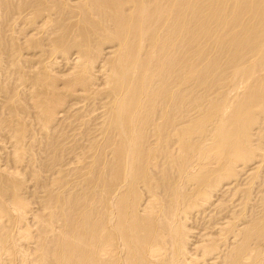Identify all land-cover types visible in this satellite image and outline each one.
<instances>
[{
  "label": "bare ground",
  "instance_id": "bare-ground-1",
  "mask_svg": "<svg viewBox=\"0 0 264 264\" xmlns=\"http://www.w3.org/2000/svg\"><path fill=\"white\" fill-rule=\"evenodd\" d=\"M70 105L79 110L68 116ZM263 121L264 0H0V153L10 157L0 163V264H264V215L252 218L264 207L244 217L257 204L259 166L233 190L244 203L215 235L203 229L190 248L197 233L187 225L211 205L226 212L229 191L227 203L214 198L262 161L253 145ZM64 122L79 131L67 136ZM70 136L84 142L68 146ZM99 144L116 159L103 160L101 190L61 201L63 154ZM44 146L57 172L36 214L23 176L53 170L39 162ZM81 152L65 163L77 166Z\"/></svg>",
  "mask_w": 264,
  "mask_h": 264
},
{
  "label": "rangeland",
  "instance_id": "rangeland-1",
  "mask_svg": "<svg viewBox=\"0 0 264 264\" xmlns=\"http://www.w3.org/2000/svg\"><path fill=\"white\" fill-rule=\"evenodd\" d=\"M9 22H10V21H9ZM63 67L65 68V70H64ZM67 70H68V67H67V69H66V66H63V65H62V66L60 67V69H59V72H62V73H63V72H66ZM72 105H73V104H72ZM72 105L69 106L70 108H69V107H67V108H68V110H72V109H73L74 111H67V110H66L67 108H66V109H65V110H66L65 112H66L67 114H66L65 112H64V114H66V115L69 116V113H70V112L73 114V113L75 112V110H76V111L79 110L78 107H76V106H73V107H72ZM74 108H75V109H74ZM76 108H77V109H76ZM68 112H69V113H68ZM96 112H97V111H96ZM96 112H95V114H97V116L95 115V121H96L95 123H97V126H98V125L100 124V121H99L100 119H99V116H98V115H100V112H99V111H98L99 113H98V112L96 113ZM72 114H70V115H72ZM63 116H64V115H63ZM64 117H65V116H64ZM96 118H98L99 120L96 119ZM98 122H99V123H98ZM263 122H264V121H263ZM79 123H80V122H78V124H79ZM261 125H262V124H261ZM60 126H61V127H59L58 130L61 129V130L64 131V130L67 129V131H68V132H67V136H68L69 134H71V133H72V134H71V136H72L73 133L79 131L77 127H74V125H73L72 127H67V126H65V122H64V124L61 123ZM62 126H63V128H64V126H65V128L63 129ZM97 126H96V127H97ZM96 127H95V128H96ZM68 128H70V129H68ZM74 128H77V129H74ZM93 128H94V126H93ZM95 128H94V129H95ZM71 130H72V131H75V132H72ZM87 130H88V128H87ZM59 131H60V130H59ZM63 131H61V132H63ZM255 131H257V132L259 133L258 128H257V130H255ZM58 133H59V132H58ZM258 133H257V136L260 135V133H259V134H258ZM55 134H57V132H56ZM52 136H54V137L56 138V136H55L54 134H53ZM52 136H50V138H51ZM71 136H70L71 139H70L69 137H67V141H65V142H67V145H68V146H71L70 143L74 142V140H75V141L77 140L78 142H84V140H83V141H79V140H81V138H80V139H74V138H76V137H74V136L71 137ZM85 136H86V135H84V139L88 138L87 136H86V137H85ZM259 137H260V136H258V138H259ZM256 138H257V137H256ZM44 140H45V139H44ZM48 140H50V139H48ZM71 140H73V141H71ZM86 140H87V139H86ZM255 140H256V139H255ZM258 140H260V142H259ZM46 141H47V140H46ZM51 141H52V140H51ZM55 141H56V144H57V139H56ZM55 141H54V142H55ZM70 141H71V142H70ZM257 141H258L259 144H256V145H255L254 142L257 143ZM257 141H254V142H253V144H254L253 147H255V149H256L257 151H258L259 149L261 150V149H262L261 147H263V149H264V145H263V144H264V142H263L264 139H263V141H262V139L259 138V139H257ZM49 142H50V141H49ZM65 142H64V143H65ZM69 142H70V143H69ZM100 142H101V141H99V143H100ZM261 143H263V144L260 145ZM5 144H6V143H5ZM56 144H55V145H56ZM87 144H88V143H87ZM257 145H259V148H257ZM7 146H8V145H7ZM100 146L102 147V145H100V144L96 147V148L99 147L98 151H97V150H92V151H90V152H89L88 149L84 148L85 145H84V147H83V145L81 146L80 149H81V150L83 149L82 151H84V150L86 149V150H85L86 153H85V151H84V153H85V154H88V157L92 154L91 152H93V151L95 152V153L93 152V154L90 156V160H91V162L88 161L89 159H87V158H88L87 155H84V153L82 154L81 151H78V150L74 151L75 154H78L79 152H81V154L83 155V156H82L83 160L81 159V162H80V163H82V164H80V163L78 164V163H77V166H74V168H73L72 165L69 164V163H71L72 161H74V157H73V156H74V155H73L74 153H73V152H72V153H71V152H70V153L65 152L66 155H65V153L63 154V160H64V159H65V160L68 159V160H67V161H65V160L63 161V160H62V162H61V164H60L62 167H61V166H60V167L63 169V168H65L64 166L68 165V166L66 167L67 170H66V168L63 169V170L66 171V172H69V173H66V172H65L66 179L64 180L63 183L65 184V183L67 182L68 185L71 183V184H73V185H72L73 187H72V188H69V187H71V184H70L69 186L65 184V185L68 187V188L66 189L65 185H63V186L65 187V188H63V190H62V191H64V193H61L60 196L62 195V196H64V197L61 196V198H60L61 201L65 200L66 198L69 197V196H68V197L65 198V196H67L66 194H68V195L70 194V191H71V193H74V194H75V193L77 194V192H79V191L82 192V194H80V192L78 193V194H80L79 196H81V195L83 196V194H84L83 191H84V192L86 191V194H85V195H87V197L84 195V196H85V199H84L83 201H88V199H90L91 197L95 198V194L97 193L95 187L99 188L97 182H94V181H98V180H97V177H98V176L96 177V175H99V172H100V173L102 172V170H103L102 167H103V165H104L106 162L110 163V161L113 160V158H115V157H114V154L111 153L110 150L105 149L106 151H108V153H107L105 150H102V148H101ZM260 146H261V147H260ZM45 148H46L45 146L42 148L43 151H41L40 154H39V156H38V158H39V162H43V163H44V164H43V163H40V164H41V165H40V168H41V169L43 168V169H42L43 171H41V172H44V170H45L46 168H48L50 165H53V164H48V163L51 162V160H52V158H53L54 156H55V157L57 156V154L55 155L54 153H51V151H50L49 149H45ZM54 148H55V147H54ZM56 148L58 149V146H57V145H56ZM100 148H101V150H102V154H104L107 158L104 157V155L102 156V154H99V153H101ZM255 149H254V150H255ZM87 150H88V151H87ZM47 151H48V153H49L50 155L46 153ZM99 151H100V152H99ZM261 151L264 152V150H261ZM261 151H258V152L255 151V152H256V153H259V152H261ZM43 152H45L47 155H46V154L44 155ZM76 152H78V153H76ZM87 152H89V153H87ZM97 152H98V153H97ZM104 152H105V153H104ZM109 152H110V153H109ZM1 153H2V154H1ZM1 153H0V161H1L0 163H1V164H2V162H3V164H4V163H7L6 160L8 161L9 158H10V157H9V153L7 154V152H5V151L3 152V150H2ZM3 153H4V154L6 153V154L4 155ZM55 153H58V151H57V152L55 151ZM96 153H97V154H96ZM67 154H69V155L71 154V157L68 156ZM79 154H80V153H79ZM95 154H96V155H95ZM98 154H99V155H98ZM107 154H108V155H107ZM111 154H112V155H111ZM261 154H262V153H261ZM3 155H4V156H3ZM6 155H7L9 158L6 157ZM40 155H41V156L43 155V156H45V157H48V158H46L47 161H46V159H43V158H45V157H43V156H42V159H40V158H41ZM48 155H49L50 157H49ZM72 155H73V156H72ZM93 155H94V156H93ZM97 155H98V156H97ZM110 155H111V156H110ZM262 155H264V154H262ZM65 156H66V157L68 156V158H66ZM85 156H86V157H85ZM95 156L98 157V158H96ZM100 156H101V157H100ZM109 156H110V157H109ZM112 156H113V158H112ZM84 157H85V158H84ZM7 158H8V159H7ZM91 158H92V159H91ZM93 158H94V159H93ZM103 158H104V159H103ZM2 159H4V160H2ZM5 159H6V160H5ZM49 159H50V161H49ZM95 159H99V160L97 161V160H95ZM105 159H106V162H105V161L103 162V160H105ZM108 159H109V160H108ZM260 159H261V158H260ZM40 160H41V161H40ZM42 160H43V161H42ZM71 160H72V161H71ZM107 160H108V161H107ZM261 160L264 161V156H262V159H261ZM69 161H71V162H69ZM92 161L97 162L98 165H97V163H94V162H93V164H92ZM101 161H102L103 164L101 163ZM113 161H116V159L113 160ZM113 161H111V162H113ZM256 161H257V162H256V163H253V165H251V166L248 165L249 167L247 166L246 168H243L244 171H243V170L239 171L238 174H240V175H239V177L237 176V181H235V182H230V184H225V185H223L222 188H223L224 190L221 188V189H220V192H219V194H218L219 196H216V197L214 198L215 200L213 199V200H214L213 204H215V205L218 203V201H221V202H219V203H223V202L227 203V201H228V202L231 204V205H230L229 203L226 204V205H227L226 207L229 208V209L227 210V208H225L226 210H224V211H226V212H223V211H222V212L225 213V214H223V213H217L216 209H217L218 206H213V207H212V205H211L210 207L207 208L208 210L206 209V211H205L206 214H205V213H204V215L202 214L203 216H202V215H200V216H195V217L191 218V220H189V223H190V224H187V225L190 227V228L188 227V228L190 229V231H192V232L195 231V233H197L198 236H199V234L201 235V236H199V238H198V237H197V234L195 235V233L193 232L194 235H195V237L198 238V239H195V237H192V238H191V239H194V240H191V242H192L193 244L190 242V245H189L190 248H192L193 245L196 244L195 241L198 242V240L201 239L203 233H204L203 235H205V234H207V235H213V234H214V235H215L216 233H214V232H215V231L217 232V230L219 229V227H218V222H219V224L222 222V223L219 225V226L221 227V226L225 223V220H226V221L229 220L228 218H229L230 215L232 216L233 214L238 213V209H239L238 207H239V206H242V204L244 203L243 200H245V198H241L240 195H242L241 193H243L242 196L244 197V194H245V193H244V192H241V191H240V192H241V193H240V192H237V191L240 189V187H241V188H242V187H245V186H246V187H249V185H246V184H247V182H248V184H249V182H250L251 179H252V176L255 175V173H256V166H257V168H258V166H259V169H261L260 172H259V174H258V175H261V176L259 177V181L257 182L258 184L255 186L256 188H253V189H252L253 191L250 193V196H249V197H250V198H253V199H250V198H249V199H250V203H251L252 201H253V202L256 201L257 204L252 202V203H251L252 205H255V204H256L255 207H254V206L252 207V208L254 209V211H252V209H251V211H252V212H251L250 209H248L247 212H246V215H245L244 213H243V214H244V217H245V216H246V218L248 217L247 219H245V220L247 221V222L245 221L246 225H247L248 222H250V221L252 220V218H254V217H255V218H254L255 220H256V219H257V220H261V219H262V217H263V215H264V208H263V209H260V207L258 208V204L260 203L259 206H261V208L264 207V201L262 200V198L264 197V194H263V193H264V189H263L264 184L262 183V182L264 181V179H263V178H264V172H263V171H264V165H263L264 162L259 161V159L256 160ZM46 162H47V163H46ZM52 162H53V163L55 162V164H56V161H52ZM63 162H64V164H62ZM65 162H69V163H65ZM254 162H255V161H254ZM258 162H261V163H262V167L260 166L261 163H258ZM73 163H74V162H72L71 164H73ZM108 163H107V164H108ZM42 164H43V165L46 164V165H45V166H46L45 169H44V166H43ZM55 164L53 165L54 167H53V166H52V167L50 166L51 169H53V170H49V168H48L50 174L48 173V171L46 172L47 169L45 170L44 173H41L40 170H39V172H40L41 174H37L38 176H40V177L37 176V178H39V179L42 178L43 181H42V179H40L41 182H40L39 179L37 180L36 176H35V177L33 176V178H31L32 176H31V177L29 176V175H31L29 170H27V172L25 171V174H24L23 178L26 177V176H28V179H27V177H26L27 180L25 179L24 182L27 181L26 183H27L28 186H26V187L29 189V191H31V193H30L29 191H27V190H28V189H27V190H26L27 194H25L24 197L26 196V199H27V200H28V199L31 200V203H30V201H29L30 204L33 203L32 205L34 206V207H33V212H34V213H36V212L39 210V212H37V213H40V214H41V211H42V210H40V209H42V207L39 208L40 206L38 207V205H40V204L43 205V204H42V203H43V202H42V199H43V196H42V195H43V193H45V195H46V196L44 195V196H45L44 199H45V198L47 199V198H48V194L50 193V191L52 192L53 187L50 186V183H51L50 181H51V179H52L51 177H54V175H55L56 172H57V171H56L57 169H56V165H55ZM87 164H88L89 167L87 166ZM89 164H90V165H89ZM95 164H96V165H95ZM99 164H100V165L102 164V165L99 166ZM259 164H260V165H259ZM48 165H49V166H48ZM63 165H64V166H63ZM69 165H70V166H69ZM75 165H76V164H75ZM78 165H79V167H78ZM81 165H82V166L84 165V166L82 167ZM255 165H256V166H255ZM41 166H42V167H41ZM90 166H92V167H91V171L88 170V169H90ZM77 167H78V168H77ZM80 167H81V168H80ZM85 167H86V168H85ZM260 167H261V168H260ZM57 168H58V170H59V166H58ZM61 168H60V169H61ZM70 168H72V170L75 169L76 171L81 170V172H78V175H77V174H76V171L73 170V171H75V172H73V171H71ZM87 168H88V169H87ZM92 168H93V169H92ZM96 168L98 169V171H97ZM99 168H100V169H99ZM252 168H253V169H252ZM262 168H263V169H262ZM62 169H61V170H62ZM82 169H83V170H82ZM84 169H87L88 171H86V170H84ZM254 169H255V170H254ZM63 170H62V172H64ZM93 170H96L97 174L94 175V172H95V171L93 172ZM253 170H254L255 172H254ZM262 170H263V171H262ZM28 171H29V172H28ZM51 171H52V172H51ZM54 171H55V173H53ZM70 171H71V172H70ZM82 171H83V172H82ZM84 171H85V172H84ZM242 171H243V172H242ZM250 171H251V172H250ZM261 171H262V172H261ZM72 172H73V173H72ZM90 172H91L92 174H91ZM96 172H95V173H96ZM240 172H241V173H240ZM252 172H254L253 175H252ZM27 173H28V174H27ZM47 173H48V174H47ZM82 173H84V174L87 173V174H85V176H87V175H88V176H87L86 178H85V177H84V178H83V177L81 178V177H80L81 175L79 176V174H82ZM88 173H89V174H88ZM107 173H110V172H107V170H106L104 175L106 176ZM247 173H249V174H247ZM45 174L49 176V177L47 176L48 179H47V177H46ZM51 174H53V175H51ZM67 174H68V175H67ZM72 174H73V175H72ZM238 174H237V175H238ZM250 174H251V175H250ZM262 174H263V178H262ZM41 175H42V176H41ZM44 175H45V176H44ZM70 175H71V176H70ZM76 175H77V177L79 176L78 179H77ZM90 175H92L93 177H96V178H95V179L93 178V179H94V180H93V179H92V176L90 177ZM50 176H51V177H50ZM55 176H56V175H55ZM65 176H64V178H65ZM67 176H68V177L70 176V177H71V180H72V179H74V180L76 179V180H75V181L72 180V182H70V181H71V180L69 179L70 177L68 178ZM72 176H74V177L72 178ZM82 176H83V174H82ZM248 176H251V178H249ZM29 177H30L31 179H30ZM75 177H76V178H75ZM253 177H254V176H253ZM35 178H36V179H35ZM44 178H45V181H46V182H44ZM49 178H51V179L49 180ZM79 178H80V179H79ZM89 178H90V179H89ZM239 178H240V179H239ZM32 179H34L36 182H39V183H37V185H36V187H37L36 189H35V184H34V183H36V182H35L34 180H32ZM46 179H47V180H46ZM67 179H69V180L66 181ZM85 179H86L87 181L91 180L92 182L90 181V182H88V183H89V184H88V183H86L87 181L85 182ZM106 179H108V177H107ZM246 179H249L250 181H249V180H246ZM31 180H32V183H31ZM78 180H79V181L81 180V182L84 181V183H86L87 185L84 184L83 187H84L85 189H86V187H88L89 189L87 188V189L85 190L84 188H82V185H80V184H82V183H80V182H79V185H78ZM173 180H174V179H173ZM173 180H171V181H173ZM48 181H49V182H48ZM73 181H74V182H73ZM106 181L109 182V179L106 180ZM171 181H169V182H171ZM28 182H29V183H28ZM43 182H44V183H47V184L45 185ZM68 182H69V183H68ZM93 182H94V183H93ZM107 182H106V184H108ZM259 182H260V183H259ZM30 183H31V184H30ZM40 183H41V184H40ZM74 183H75V184H74ZM76 183H77V184H76ZM90 183H91V184H90ZM231 183H233V184H231ZM234 183H235L236 186L234 185ZM244 183H245V184H244ZM43 184H44V185H43ZM262 184H263V186H261ZM33 185H34V186H33ZM38 185H39V186H38ZM41 185H42V187H40ZM47 185H49L50 188H48ZM74 185H75V186H74ZM76 185H77V186H76ZM93 185H94L95 187H94ZM112 185H113V183H112V184L110 183V184H108V185H105L106 193H107L108 190H109V192H111V191H110L111 189H109V188H112V189H113L114 185H113V186H112ZM244 185H245V186H244ZM258 185H259V186H258ZM78 186H79V187H78ZM85 186H86V187H85ZM106 186H107V187H106ZM108 186H109V187H108ZM233 186H234V187H233ZM38 187H39V189H38ZM44 187H45L47 190H48V189H49V190L47 191ZM80 187H81V189H82L83 191L80 189ZM91 187H92V188H91ZM93 187H94V188H93ZM224 187H225V188L229 187V188L225 189ZM237 187H239V188H237ZM246 187H245V188H246ZM258 187H259V188H258ZM32 188H33V191L31 190ZM42 188H43V189H42ZM73 188H75L76 191H74L75 189L73 190ZM78 188H79V189H78ZM100 188H101V187H100ZM100 188H99V189H100ZM105 188H104V189H105ZM107 188H108V190H107ZM231 188H232V189H231ZM236 188H237V189H236ZM40 189H42V190H40ZM44 189H45V190H44ZM64 189H66V190H64ZM70 189H71V190H70ZM90 189H91V190H90ZM99 189H97V190L99 191ZM228 189H229V190H228ZM230 189L232 190V192H233L232 194H233V195L230 194V193H231V192H230V191H231ZM235 189H236L237 191H235V193H234L233 190H235ZM259 189H261V191H260ZM34 190H35V191L39 190V191H37V194H38L39 197L37 196V194H35L36 192H35ZM43 190H44V192H43ZM68 190H69V191H68ZM78 190H79V191H78ZM88 190H89V191H88ZM92 190H95V191H93L92 194H91L90 192H91ZM100 190H101V189H100ZM221 190H222V191H221ZM240 190H241V189H240ZM243 190H244V189H243ZM257 190H258L259 192H256ZM262 190H263V191H262ZM41 191H42V192H41ZM45 191H46L47 193H46ZM66 191H67V192H66ZM112 191H113V190H112ZM228 191H229L230 193H229ZM32 192H34V194H33ZM40 192H41V193H40ZM94 192H95V193H94ZM104 192H105V190H104ZM109 192H108V193H109ZM225 192H226V193L228 192V194H229L230 196H229L228 194H227L228 196H226V193H225ZM255 192H256L259 196L256 195ZM221 193H222V194H223V193L225 194L226 197H225V196H224V197H225V199H226L227 201H226V200H223V201H222V199H224V197L221 195ZM237 193H239V194L237 195ZM259 193H260V194H259ZM28 194H29V195H28ZM31 194H32V195H31ZM41 194H42V195H41ZM74 194H72V195L70 194V198L72 197V199H70V200H72V201H70V200H69V201L71 202V204H73V203H74L73 200L75 201V199H76L77 201H75V204H76V203L79 204L78 199H79L80 202H81V200H82V199H81L82 196H81V197H79V196L77 197V196L74 195ZM88 194H90V195H88ZM262 194H263V196H262ZM27 195H28V197H27ZM73 195H74L76 198H74ZM93 195H94V196H93ZM108 195H109V194H108ZM234 195H235V196H234ZM236 195H237V196H236ZM251 195H254V196H251ZM32 196H34V198H33ZM36 196H37V199H36ZM40 196H42V197H40ZM220 196H222L223 198L220 197ZM233 196H234L235 198H233ZM238 196H239V197H238ZM256 196H257L258 198H257ZM52 197L55 198L56 196L53 195ZM88 197H90V198H88ZM255 197H256L257 199H256ZM260 197H262V198L260 199ZM30 198H32V199H30ZM38 198H40L41 200H39ZM93 198H91V199H93ZM142 198H145V197H142ZM216 198H217V199H216ZM229 198H230V199H229ZM239 198H240V200H241L240 204L242 203L241 205L238 204V201H240ZM33 199H35L36 201L33 200ZM44 199H43V201H44ZM46 199H45V200H46ZM62 199H63V200H62ZM68 199H69V198H68ZM68 199H66L67 201H66V200H65V201H66V202H69ZM232 199H233V200H232ZM263 199H264V198H263ZM38 200H39L40 203L38 202ZM254 200H255V201H254ZM259 200H260V202H259ZM261 200H262L263 202H261ZM32 201H33V202H32ZM216 201H217V202H216ZM230 201H231V202H230ZM232 201H233V202H232ZM41 202H42V203H41ZM70 202H69V203H70ZM81 203H82V202H81ZM232 203H233V204H232ZM236 203H237V205H239V206L235 205ZM262 203H263V204H262ZM34 204H35L36 206H35ZM37 204H38V205H37ZM83 204H84V202H83ZM228 204H229L230 206H229ZM232 205L235 206V209H234V206H233V208H232ZM262 205H263V206H262ZM211 207H212V208H211ZM237 208H238V209H237ZM256 208H258V209H260V210H257ZM209 209H210V210H209ZM233 209H234V210H233ZM35 210H36V211H35ZM213 210H215L216 213H215V211H213ZM255 210H257L258 212L260 211L259 213L257 212V214H259L261 217H259L258 215L256 216V213H254L255 215L253 214V212H255ZM208 211H209V212H208ZM229 211H236V213L231 212L232 214H229ZM213 212H214V213H213ZM249 212H250V213H249ZM261 212H263V213H261ZM37 213H36V214H37ZM209 213H211L212 215H215V219H214V216H213V217H211L212 215L209 216ZM226 213H227V214H226ZM251 213H252V214H251ZM219 214H220V217L218 216ZM247 214H250V215L247 216ZM261 214H262V215H261ZM216 215H217V217H219V218H217ZM222 215H223V216H222ZM252 215H254V216H252ZM251 216H252V218H251ZM201 217H202V218H201ZM206 217H207V218H206ZM208 217H210V218H208ZM256 217H257V218H256ZM194 218H195V219H194ZM203 218H204V219H203ZM211 218H213L214 221H213ZM216 218H217V219H216ZM250 218H251V219H250ZM192 219H194L195 222H194V220H192ZM201 219H202V220H201ZM205 219H207L208 221L211 220V221H210V224H209V222H208L207 220H205ZM203 220H204V221H203ZM217 220H220V221H217ZM221 220H222V221H221ZM223 220H224V223H223ZM196 222H197V223H196ZM212 222H213V224H212ZM205 223H208V224H205ZM245 223L243 222L244 225H240V227H244V226H245ZM56 224H57V223H56ZM56 224H55V225H56ZM61 224L64 225V223H59L60 226H61ZM193 224H194V225H193ZM200 224H201V225H200ZM215 224H217V227H216V226H213V225H215ZM57 225H58V224H57ZM57 225H56V226H57ZM195 225H196V226H195ZM206 225H207V226H206ZM210 225L213 226V227H211ZM194 226H195V227H194ZM199 226H200V227H199ZM57 227H59V226H57ZM63 227H65V226H61V228H63ZM205 227H206L207 229H206ZM209 227H211V228H209ZM214 227H216L217 229H215ZM208 228H209V229H208ZM212 228H213V230H212ZM33 229H34V228H33ZM198 229H199V230H198ZM203 229H205V231H203ZM210 229L212 230L211 234H209L210 232H208V230H210ZM214 229H215V230H214ZM37 230H38V228L36 229V231H37ZM206 230H207V231H206ZM211 230H210V231H211ZM199 231H200L201 233H200ZM202 231H203V233H202ZM205 232H208V233H205ZM192 236H193V235H192ZM206 264H207V263H206Z\"/></svg>",
  "mask_w": 264,
  "mask_h": 264
}]
</instances>
